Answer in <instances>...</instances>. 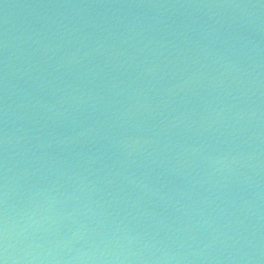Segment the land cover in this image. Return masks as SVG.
<instances>
[{
	"label": "water",
	"instance_id": "obj_1",
	"mask_svg": "<svg viewBox=\"0 0 264 264\" xmlns=\"http://www.w3.org/2000/svg\"><path fill=\"white\" fill-rule=\"evenodd\" d=\"M0 264H264V0H0Z\"/></svg>",
	"mask_w": 264,
	"mask_h": 264
}]
</instances>
